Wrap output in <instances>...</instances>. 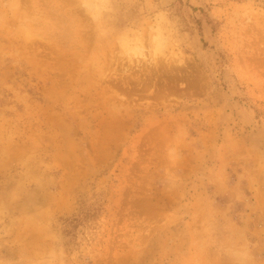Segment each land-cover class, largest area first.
<instances>
[{
    "label": "rangeland",
    "instance_id": "obj_1",
    "mask_svg": "<svg viewBox=\"0 0 264 264\" xmlns=\"http://www.w3.org/2000/svg\"><path fill=\"white\" fill-rule=\"evenodd\" d=\"M0 264H264V0H0Z\"/></svg>",
    "mask_w": 264,
    "mask_h": 264
}]
</instances>
